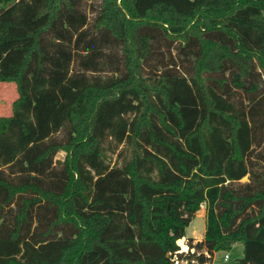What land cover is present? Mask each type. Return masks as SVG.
<instances>
[{
    "label": "trees",
    "instance_id": "obj_1",
    "mask_svg": "<svg viewBox=\"0 0 264 264\" xmlns=\"http://www.w3.org/2000/svg\"><path fill=\"white\" fill-rule=\"evenodd\" d=\"M0 83V264H264V0H0Z\"/></svg>",
    "mask_w": 264,
    "mask_h": 264
},
{
    "label": "rangeland",
    "instance_id": "obj_2",
    "mask_svg": "<svg viewBox=\"0 0 264 264\" xmlns=\"http://www.w3.org/2000/svg\"><path fill=\"white\" fill-rule=\"evenodd\" d=\"M87 3H91L93 0H86ZM17 98V92L15 89V85L13 83H0V116H7L11 112V103ZM64 152H59L55 160H62L64 158ZM109 158L112 160L114 157L109 155ZM247 177L243 178L241 182H246ZM205 208L204 205L200 207V211H198L195 215V218L190 222L189 226L186 228V238H191L193 240L192 244L199 242L203 239L204 232H205ZM183 242L186 244V239H183ZM188 247V246H187ZM180 251L181 247L179 246ZM193 249H189L186 252H193ZM243 246L241 243H236L231 251L228 252L230 261L232 263L235 259H238L242 256ZM223 252H217L213 255L210 261L206 264H222L221 256ZM186 262H192L196 264L195 261H184V260H177L174 264H185Z\"/></svg>",
    "mask_w": 264,
    "mask_h": 264
},
{
    "label": "built area",
    "instance_id": "obj_3",
    "mask_svg": "<svg viewBox=\"0 0 264 264\" xmlns=\"http://www.w3.org/2000/svg\"><path fill=\"white\" fill-rule=\"evenodd\" d=\"M221 260H222V264H232V263H229L230 258H229L228 252H223L221 256Z\"/></svg>",
    "mask_w": 264,
    "mask_h": 264
},
{
    "label": "bare ground",
    "instance_id": "obj_4",
    "mask_svg": "<svg viewBox=\"0 0 264 264\" xmlns=\"http://www.w3.org/2000/svg\"><path fill=\"white\" fill-rule=\"evenodd\" d=\"M177 245L181 247V251L184 252V251H187L188 250V247L187 245L183 242V238L182 239H179L177 240Z\"/></svg>",
    "mask_w": 264,
    "mask_h": 264
},
{
    "label": "water",
    "instance_id": "obj_5",
    "mask_svg": "<svg viewBox=\"0 0 264 264\" xmlns=\"http://www.w3.org/2000/svg\"><path fill=\"white\" fill-rule=\"evenodd\" d=\"M186 264H193L192 262H186Z\"/></svg>",
    "mask_w": 264,
    "mask_h": 264
},
{
    "label": "crops",
    "instance_id": "obj_6",
    "mask_svg": "<svg viewBox=\"0 0 264 264\" xmlns=\"http://www.w3.org/2000/svg\"><path fill=\"white\" fill-rule=\"evenodd\" d=\"M200 211V210H199Z\"/></svg>",
    "mask_w": 264,
    "mask_h": 264
}]
</instances>
